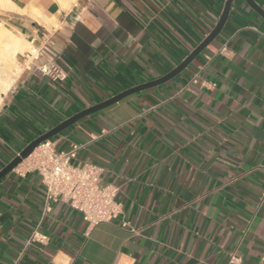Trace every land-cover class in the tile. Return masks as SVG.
<instances>
[{"label":"crops","instance_id":"obj_1","mask_svg":"<svg viewBox=\"0 0 264 264\" xmlns=\"http://www.w3.org/2000/svg\"><path fill=\"white\" fill-rule=\"evenodd\" d=\"M6 1L0 25L36 56L1 97L0 171L80 112L175 70L227 3ZM50 63L64 82L37 70ZM51 141L88 143L73 162L103 169L123 214L93 228L65 203L45 215L40 176L14 170L0 180V264H264V18L246 0L181 74ZM34 233L49 241L29 243Z\"/></svg>","mask_w":264,"mask_h":264},{"label":"built area","instance_id":"obj_2","mask_svg":"<svg viewBox=\"0 0 264 264\" xmlns=\"http://www.w3.org/2000/svg\"><path fill=\"white\" fill-rule=\"evenodd\" d=\"M222 52H227V49L223 48ZM34 54L35 51L31 56ZM37 70L53 82H64L67 78L56 63L42 65ZM200 79V73H197L191 83L198 84ZM202 86H206V82H203ZM87 144H73L68 151L59 152L54 143L48 140L15 170L21 169L20 175L34 172L40 176L46 192L45 215L52 212L53 205L65 203L81 215L89 228H93L120 217L123 210L118 201L120 188L104 183L102 168L89 162H73L78 151ZM128 226V223H123V227ZM34 241L45 244L49 238L34 233L29 243Z\"/></svg>","mask_w":264,"mask_h":264},{"label":"water","instance_id":"obj_3","mask_svg":"<svg viewBox=\"0 0 264 264\" xmlns=\"http://www.w3.org/2000/svg\"><path fill=\"white\" fill-rule=\"evenodd\" d=\"M234 0H227L226 7L224 9L223 15L216 26V28L212 31V33L205 39V41L175 70L171 71L166 76L152 81L150 83L135 87L124 93H121L103 103L95 105L89 109H86L79 114L75 115L74 117L68 119L67 121L61 123L57 127H55L50 132L46 133L45 135L39 137L35 141H33L30 145H28L24 151H22L9 165H7L2 171H0V180L8 176L12 173L19 165H21L26 159H28L35 150L44 142L55 138L56 136L66 132L70 127L78 123L80 120L93 115L99 111H102L110 106H113L120 101L124 100L125 98L136 94L138 92L148 90L154 87H158L171 79L175 78L177 75L181 74L198 56L199 54L205 50L223 31L225 24L228 21L229 14L231 12V7ZM248 5L260 16L264 18V12L260 7H258L253 0H246Z\"/></svg>","mask_w":264,"mask_h":264},{"label":"bare ground","instance_id":"obj_4","mask_svg":"<svg viewBox=\"0 0 264 264\" xmlns=\"http://www.w3.org/2000/svg\"><path fill=\"white\" fill-rule=\"evenodd\" d=\"M0 1L3 6L7 3L6 0ZM60 1L63 5L66 4V0ZM30 45L31 43L21 35L16 34L4 25H0V98L7 92L11 84V78L9 77L11 67L17 62V57L29 49Z\"/></svg>","mask_w":264,"mask_h":264},{"label":"rangeland","instance_id":"obj_5","mask_svg":"<svg viewBox=\"0 0 264 264\" xmlns=\"http://www.w3.org/2000/svg\"><path fill=\"white\" fill-rule=\"evenodd\" d=\"M33 52H34V48L32 45H30L29 49L25 50L21 55H19L17 57V62H15V65L13 67H11L10 72H9V77L11 78V84H12V82H14L15 79H17L19 77V75L25 69L32 67V65L30 63L31 62L30 57H32L31 54H33ZM35 56H36V54H34L33 57H35ZM9 89L10 88H8V90ZM8 90H7V92H8ZM0 101H1V98H0Z\"/></svg>","mask_w":264,"mask_h":264},{"label":"clouds","instance_id":"obj_6","mask_svg":"<svg viewBox=\"0 0 264 264\" xmlns=\"http://www.w3.org/2000/svg\"><path fill=\"white\" fill-rule=\"evenodd\" d=\"M235 264H241V261L239 259H235Z\"/></svg>","mask_w":264,"mask_h":264}]
</instances>
